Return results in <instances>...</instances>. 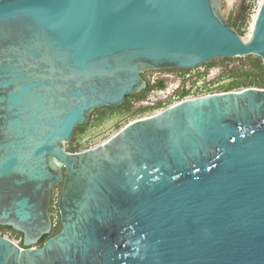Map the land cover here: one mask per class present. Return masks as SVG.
<instances>
[{
	"label": "water",
	"instance_id": "1",
	"mask_svg": "<svg viewBox=\"0 0 264 264\" xmlns=\"http://www.w3.org/2000/svg\"><path fill=\"white\" fill-rule=\"evenodd\" d=\"M222 6L0 0V226L21 235L0 234V264H264V87L183 99L66 149L144 72L264 63V0L249 37Z\"/></svg>",
	"mask_w": 264,
	"mask_h": 264
},
{
	"label": "rangeland",
	"instance_id": "2",
	"mask_svg": "<svg viewBox=\"0 0 264 264\" xmlns=\"http://www.w3.org/2000/svg\"><path fill=\"white\" fill-rule=\"evenodd\" d=\"M258 1L259 0H222V13L227 20H229V18L236 19L237 17H245V24L242 26L244 29L242 36L247 35L249 32L251 16L258 8ZM241 62L242 61L239 59L229 62L224 58H218L211 61V64L207 63L194 69L181 70V72H179L178 69H169L159 72L157 76H159V78L164 76L162 78H164L165 85L155 87L152 92L147 94L145 99L131 100L129 109H122L111 114L109 110H107V112L103 111L102 113L93 111L88 125L77 136L80 145L77 151L93 148L106 141L128 122L154 114L162 108L179 101L181 98L176 94L180 89L188 91L185 96L191 97L220 91L221 89H219V87L222 84H226L232 80L229 75L230 69L234 66L241 65ZM170 74H182L183 76L189 74V77H185V79H174V76L169 77ZM142 75L151 77L156 75V73L155 71H148L144 72ZM239 89L242 88H238L237 90ZM169 99H171V101L166 103ZM159 102L162 103L160 107H157ZM143 108L147 109L142 110ZM66 149L70 148L66 145ZM58 189L54 190V198L52 201L54 206L51 214L55 222H57L55 200ZM56 226H58V223ZM0 234L10 238L16 243L21 242L20 234L8 228L0 227Z\"/></svg>",
	"mask_w": 264,
	"mask_h": 264
},
{
	"label": "trees",
	"instance_id": "3",
	"mask_svg": "<svg viewBox=\"0 0 264 264\" xmlns=\"http://www.w3.org/2000/svg\"><path fill=\"white\" fill-rule=\"evenodd\" d=\"M228 22L237 30V32L240 35H243L244 29L242 26L245 24V17H237L236 19L229 18ZM225 60L231 62L235 61L236 59L241 60L242 64L239 66H234L230 69V77L232 80L226 84H222L219 89L220 91H228V90H237L238 88H245L249 86H255V87H264V63L258 56L254 55H247L243 57H234V58H224ZM208 64H211L210 62ZM157 82L153 84L147 83L146 87L142 89L140 92L126 96V100L123 104H121L118 107H103L94 110V112L102 113L103 111L109 110L110 114L113 112L120 111L122 109H129L131 106V100H142L147 97V94L150 92V90L157 87ZM218 91V92H220ZM188 91H185L184 89H180L177 92V96L179 98L184 97ZM171 101V99L167 100L166 103ZM162 102H159L157 107H160ZM147 108H143L142 110H146ZM108 112V113H109ZM85 125H78L75 129V132L73 134L72 140L67 143L69 151H77V148L80 146L79 142L77 140L78 134H80L81 131L87 126ZM9 230H11L10 227H7ZM59 229V226L54 227L51 234L57 232ZM13 231V230H12ZM15 232V231H13ZM51 234H47L41 237V239L38 242V245H41L42 242Z\"/></svg>",
	"mask_w": 264,
	"mask_h": 264
},
{
	"label": "flooded vegetation",
	"instance_id": "4",
	"mask_svg": "<svg viewBox=\"0 0 264 264\" xmlns=\"http://www.w3.org/2000/svg\"><path fill=\"white\" fill-rule=\"evenodd\" d=\"M166 70H169V69H166ZM178 70H179V69H178ZM161 71H163V70L155 71L156 75L151 76V77H150V76H146V77H145V76H143V75H142V76L144 77V79L146 80V82L149 83V84H153V83H156V82H157V83H158V84H157V87H159V86H163V85H165V84H164L165 82H164V80H163L164 78H162V77H164V76H162V77H160V78H159V76H157V74H158L159 72H161ZM147 72H148V71H147ZM179 72H181V70H179ZM170 76H172V74H170L169 77H170ZM152 91H153V89L150 90V92H152ZM150 92H149V93H150ZM149 93H148V94H149ZM51 207H52V205H51ZM51 210H52V208H51ZM0 227H3V226H0ZM4 227H5V226H4ZM5 228H7V227H5ZM11 230H12V229H11ZM13 231H14V230H13ZM15 232H16V231H15ZM17 233H18V232H17ZM19 234H20V233H19ZM20 236H21V235H20Z\"/></svg>",
	"mask_w": 264,
	"mask_h": 264
},
{
	"label": "bare ground",
	"instance_id": "5",
	"mask_svg": "<svg viewBox=\"0 0 264 264\" xmlns=\"http://www.w3.org/2000/svg\"><path fill=\"white\" fill-rule=\"evenodd\" d=\"M262 0L258 1V5L261 3ZM256 12L257 10L254 12V14L251 16V20H250V24H249V32L247 35H245L244 37H249L251 34V31L253 30V25H254V20H255V16H256Z\"/></svg>",
	"mask_w": 264,
	"mask_h": 264
},
{
	"label": "built area",
	"instance_id": "6",
	"mask_svg": "<svg viewBox=\"0 0 264 264\" xmlns=\"http://www.w3.org/2000/svg\"><path fill=\"white\" fill-rule=\"evenodd\" d=\"M172 76H174L173 78L175 79H185V77H189V74H186V76H183L182 74H175V75H172ZM187 98H192L191 96H184V97H182L180 100H183V99H187ZM179 100V101H180ZM53 206H54V204L52 203V209H53ZM55 210H56V204H55ZM57 211V210H56ZM54 222H55V220H54Z\"/></svg>",
	"mask_w": 264,
	"mask_h": 264
}]
</instances>
